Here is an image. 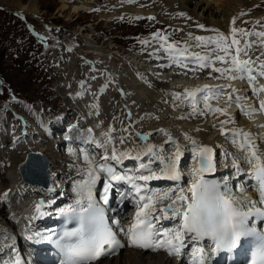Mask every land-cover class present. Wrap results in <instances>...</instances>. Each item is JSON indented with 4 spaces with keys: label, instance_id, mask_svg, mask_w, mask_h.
<instances>
[{
    "label": "rangeland",
    "instance_id": "obj_1",
    "mask_svg": "<svg viewBox=\"0 0 264 264\" xmlns=\"http://www.w3.org/2000/svg\"><path fill=\"white\" fill-rule=\"evenodd\" d=\"M30 1L31 0H17L16 2H20L24 5H30ZM173 1L175 0H98L95 5L97 6L96 10L90 13L85 10L74 12V6L72 4H69L67 8L63 9V0H37V12L22 10L17 7V5L0 3L1 131H7L8 128H19L17 133L22 131L21 125L23 123V118L41 123L52 119H58V117L64 113L63 110L65 108L66 110L69 109L73 112L71 118H75L74 114H77L78 118L76 119L78 122L80 124H85V118L80 116V112L74 109L75 107L72 109L67 108L66 103L69 107H72V104L69 105V102L66 100L67 97L62 94L60 88L63 86V75L71 78L72 82L74 81L73 83L75 88L77 81L73 79L74 76H82L80 82L81 84L87 83L88 81L90 83L95 81L94 76L97 74L95 75L93 73L96 71H90V69H93L95 64H97V73H104L109 76L108 80L110 82V86L108 91L111 92L108 98V106L112 109L113 107L119 105L118 112L114 113H119V117L122 115L124 116V112H121L120 108V102L122 103V101H124V97L121 93H119L120 90L118 89H120V85L112 81L113 76L125 79L126 82L122 79H120V81L123 83L122 85L125 84L123 87L128 90H132L130 86H132L133 83L148 88L150 90V94L152 93L150 95V99L154 102V105L158 106L156 110L161 108V105L163 106V101H165L164 103H171V100L177 102L182 97V102H185L187 108H189L186 109V112L191 111V109H196L197 105L200 107L201 104H199V102L201 101L203 104L206 102L210 103L212 109H215L222 104L219 108L225 111L224 108L228 107L229 102H223L222 99L224 97V92H226L225 90L228 89L227 87L233 85L229 82L233 77V71L232 69L229 70L225 64H223L225 67L222 64L219 65V59L223 57L221 56L222 54L225 52L230 53L227 55L235 57V61L240 60L241 64L250 60L251 65L254 67L253 68L251 66V69L261 70V77L264 76V36H261V38H257L255 36L257 31L264 33V0H259V2L254 3L248 8H243L241 11L240 15L243 19L239 23L236 31L238 33L236 37L240 43L239 41L233 39V36L224 37V35L221 36V34H213V32H211L213 30H208L206 25L200 22H193L192 19L190 20L191 15L189 16L188 13L179 11L176 6H174L175 2ZM120 3H138L142 7H151L158 14V16H160L157 17L155 15H151L152 17H150V19H136L134 21L119 19L123 17H114L116 19L111 18V16L120 15L115 13V10L119 7ZM245 15L249 16L245 18ZM153 22H155V25ZM135 33H137L138 37H142V35L145 36L141 39L139 47H136V49L131 48L130 50L131 52H135L137 50L138 53L130 54V51H128L129 48L125 47V40L123 37L128 34L131 35ZM186 34L187 36H185ZM193 36H196L198 40L193 41L191 39ZM57 40L59 42L55 47L52 48L45 46L43 54H41V47L39 46L42 42H55ZM184 40L189 41V44L193 45L192 50H196V52L193 51L191 53H185L186 49L179 47L178 49L182 50L183 53L181 57L178 55L179 57H176L174 60H177L180 63L182 61L188 63L187 67L181 65L180 63H170L172 59L170 62H167V65H169V68H172V72L175 71L180 73V76H177L176 79L177 83L184 88H189L187 89L186 97L184 94H175L173 99L166 100V91H164V93H160L154 84L144 85L143 83L137 81V77H134V71L137 70H133V68L128 67L126 65L127 62L124 60L128 59L131 62H134L135 64L127 63L131 67L132 65L144 64L145 60L139 52H142L144 49H148L149 45H152V49L162 48L169 42L178 43L181 41L184 43ZM196 43L197 45L204 43L205 47L199 46V49H197L198 46ZM238 43L243 44L244 48L246 47L248 49H245L246 51H243L242 49L238 50V46H241ZM167 46L171 47V45ZM256 46H260V48H257L258 52H255ZM227 48L229 49L226 50ZM261 48H263V50H261ZM199 50L201 51L199 52ZM203 55L207 56V58H213L215 61H212L210 66H205L206 63L199 61V58L201 60ZM140 59H143L144 62ZM95 61H97V63ZM205 61H207V59H205ZM161 64H163V62ZM212 64H216V66H213ZM150 67L154 68L152 61ZM167 70L168 69L165 71L161 69L159 70V68L156 67L153 69V72H162L159 73V75L164 76L168 75ZM205 72L208 73L207 76L204 75ZM90 76L93 77V80H89ZM136 76H138V74H136ZM200 83L204 85L203 88L202 84L200 87L198 86ZM160 84L161 86H166L167 83L163 82ZM158 85L159 84H157V86ZM94 86L95 85L92 84V87L96 90L97 87ZM158 88L160 87L158 86ZM207 89H210V91L212 90L210 96L206 93L209 92ZM108 91H105L102 94H106ZM78 92L79 90L71 91L72 95H68L70 103L75 102L73 101V98ZM91 92H93V90H91ZM114 92L117 93L115 94ZM212 92L214 94H212ZM220 97L221 101L219 100ZM97 105L98 104L96 103H92L94 108ZM202 109L203 108H200V111ZM176 111L177 110L172 109V112ZM204 111L206 110H203V114L201 116L205 118V122H207L208 126L213 127L215 123H212V118H210L211 120H207L208 118L206 119V117L210 114H205L206 117H204ZM243 111L244 110L242 109L233 112L232 114L238 116V118L242 120L249 119L246 117L248 114ZM18 112H20V114ZM177 112L180 113L179 111ZM154 115L157 114L155 113ZM159 115L161 114H158V118L154 117L152 120L155 121L154 123L162 125L163 122H159V120H161L163 116L161 115V118ZM119 117H115L114 120H117ZM180 117H182L181 119L183 120H187L183 115H180ZM124 118L128 121V117L126 118L125 116ZM124 118L121 117L118 119L120 122H117H119V124H127L124 123ZM27 125L29 128L30 124L26 123L25 126L27 127ZM26 127H24L25 130L28 129ZM123 131H125V128ZM20 134H22V132H20ZM44 135L46 136V134ZM26 136L30 137L29 133ZM188 137L190 140L196 138L190 133ZM190 137H193V139ZM74 138L78 139L77 137ZM134 138L138 139L133 135L131 138L132 141L135 140ZM31 139H33V137ZM260 140L262 141L263 139ZM132 141L130 142L132 143ZM143 143H146V141H143ZM77 148L79 149V145H77Z\"/></svg>",
    "mask_w": 264,
    "mask_h": 264
},
{
    "label": "bare ground",
    "instance_id": "obj_2",
    "mask_svg": "<svg viewBox=\"0 0 264 264\" xmlns=\"http://www.w3.org/2000/svg\"><path fill=\"white\" fill-rule=\"evenodd\" d=\"M16 1L17 0H0V3L7 5H17V7H19L20 9L29 12L31 11L37 12L38 10L36 5L37 0H31L30 5H24ZM97 1L98 0H63L62 8L65 9L69 4H72L74 6V12H79L80 10H88L94 7ZM173 2H175L174 6H176V8L179 11L186 12L189 14V16L191 15L190 16L191 18L189 17L190 20L192 19L193 22L195 21V23L200 22L206 25L208 30H213L211 31L213 32V34L214 33L221 34V36L224 35V37L233 36L234 37L233 39L239 41L238 38L236 37V35L238 34L236 31L239 23L243 19V17H241L240 15L241 11L243 10V8H248L252 6L254 3L259 2V0H175ZM115 13L125 14L128 16L129 15H138V16L155 15L157 17L160 16V15L158 16V14L151 7H142L138 3H120L119 7H117V9L115 10ZM249 15H245L246 18ZM255 36L257 38L258 37L261 38V36H264V33L263 32L260 33V31H257V34H255ZM239 45L241 46H238L237 48L238 50L242 49L244 51L245 49H248L246 47L244 48L243 44H239ZM228 49L229 48H227L226 50ZM182 53L183 51L178 49L177 57H179L178 55H180L181 57ZM227 54L230 53L225 52L224 54L221 55L223 57L219 59L220 60L219 65L225 64L229 70L232 69L233 72L232 71L231 72L233 73V77L229 82L232 83L233 85L235 84L236 85L227 87L228 89L225 90L226 92H224V97L222 100L223 102L226 103L229 102L228 107H226L227 109L223 107L225 111L219 108L222 104L219 107L212 109L211 104L207 103L203 99L206 103L203 104L201 101L199 102V104H201L200 107L198 105L196 107L195 105L196 109L193 108L194 110L191 109V111L186 112V109L189 108H187L185 102H182V97L181 99L179 98L180 100L177 102L171 100V105L169 106L167 105L168 102L164 103L165 101H163L162 104L164 108L162 110L161 108H159L160 109L159 111V109L156 110L158 106L154 105V102L150 99V95L152 93L150 94V90L148 88L139 86L138 83H137L138 85H136V83H133L131 81L133 85L130 86L132 90L129 89L130 90L129 91L127 88L123 87L122 85L123 83H121L120 81V79L124 81L125 79L116 76L115 77L113 76L112 78V81L120 85L119 93H121V95L124 97V101H122V103L120 102V104H122V107H120L122 108L121 112H124V116L122 115L121 117L122 118H124L125 116L126 118L128 117V121L126 123L130 124L133 128H135L134 132H136L139 137L138 139L134 138L135 140H137L138 142L137 144H140L143 141H147V137L151 138L150 133H153V135L155 136L154 143L156 144L157 148L162 152L167 151L168 154L170 155V159H168V161L173 162V164L171 165V169L173 170L174 174L176 172L177 173L175 174L174 177L175 179L172 181V183L169 186L163 188L162 190L166 193H170V196L167 200L173 203V205L175 206L181 205L182 202L186 200V195L188 194L187 184L190 182L191 179H193L190 172H192V174L196 173V171L193 168L195 164L194 163L195 161L192 159L193 152L196 153L198 149L206 142L209 143L213 142L216 146L221 147L222 149L224 156H222L221 159L220 157L218 158L217 177L218 180L221 181L223 187L225 188V191L232 192L231 195L234 197V202L237 205L248 204V202L252 200V197L255 195V193L258 194L259 190L262 187L264 188V177L263 180H261V179H256L250 175V171L252 169L257 168L259 165H264V145L260 140V139H264V76L261 77L262 76L260 73L261 70L259 71L257 69H251L252 65L250 60L245 61L243 65L241 64L240 60L235 61V57H232ZM190 57L187 58L192 59ZM208 58L207 56L203 55L201 60L199 58V61L206 63L205 66H210V63L212 61H215V59L213 58L211 59L210 57ZM205 59H207V61H205ZM212 65L216 66V64H212ZM96 67L97 64L94 65V68ZM62 77H63L62 78L63 86L60 88V91L62 92L63 95H65V97H67L66 100L67 102H69V105L72 104V107L70 108L72 109L73 107H75L74 109L80 112L79 113L81 114L80 116L85 118L84 127L90 128L92 138L101 135L103 137L102 139L103 145H105V143H107V140L109 139L108 130L112 127L114 128V125H119L120 121L118 119L121 118L118 115L119 113L115 114L114 116V118L117 116L119 117L117 120H114V118H110V116H113L114 113H117L119 110L118 108L119 105L113 107L112 109L110 106H108V98L111 91H108L106 94H102V93H97L95 88L92 87V85L91 86L89 85L87 87L85 86L82 90H79V92L76 93L75 97L73 98V101L75 102L70 103L68 99V95L69 94L72 95L71 91H77V90L73 83L74 81L72 82L71 78H68L64 75ZM201 84L202 83H200V85L198 86L200 87ZM203 87L204 85L202 86V88ZM91 90H93V92H91ZM207 91L209 92L206 93L210 96L211 95L210 89L209 90L207 89ZM212 94L214 93L212 92ZM220 99L221 97L219 98V100ZM92 103H96L98 105L94 108L92 106ZM200 108L203 109L200 111ZM151 109L155 110V113L157 115L161 114L162 116L163 115L165 116V120H163L162 126H157V124L154 123L155 121L152 120L154 116L149 121L145 119V115H144L145 111L149 110L150 112H152ZM172 109L177 110L180 113H178L177 111L172 112ZM204 109L206 110L204 111V115L210 114L208 117H206V115L204 117H206V119L208 118L207 120H211L210 118H212L211 120L212 123H215L213 127L208 126L207 122H205V118L201 116L203 114ZM242 109L244 110L243 112H246L248 114L246 117L249 119L242 120L238 118V116L232 114L233 112ZM180 115L185 116L187 120L181 119L182 117H180ZM103 117H105L106 120ZM124 120L126 121L125 118ZM166 121L167 123H164ZM120 124L121 126H123V128H125L126 131V133L125 131H122V133L127 134V136L130 137L129 138L130 140L131 128L124 126L127 124H123V123ZM164 127H165V131H163ZM26 128H28V125ZM259 128H260V132L258 131ZM229 130L232 131V133ZM87 132L89 133V131ZM236 132L239 135H243V136L237 138L234 135V133ZM40 133L36 132L34 136H32L33 139H31L32 137L30 138L26 136V139L20 138L12 146L5 145L1 147L2 149L0 148V199L1 200L3 193L6 190L12 189V187L18 185L17 190L20 189L26 190V194H25L27 196L26 206L27 207L33 206L34 205L33 202L35 201L36 198L46 195L47 192H52L56 189L57 187L56 179L60 176L61 169L63 167L73 165V162L67 158L68 153L66 152L65 149L61 148L59 145L58 148H56L55 141L53 143L50 141L42 142V139L45 138V135L41 136ZM109 133H111V131H109ZM189 133L194 135L196 138L190 140L188 137ZM110 138L113 139V136L112 137L110 136ZM256 139L259 140L256 142L255 141ZM74 140L76 141V145H79L78 139L74 138ZM187 140L190 142H187ZM247 141H255L254 146L249 145ZM112 144L116 145L117 142L113 141ZM132 144L133 141L132 143L129 142L128 145L132 146ZM29 146L32 147L33 151H27V148L29 150ZM134 146L136 147V145ZM246 147L251 149L254 153L257 154L256 157L252 159L250 164L246 163V157L245 154L243 153ZM30 154H36L38 159H43V160H45L46 158L50 159L52 166L50 168V171L49 169L48 171L51 173L53 179L52 188L50 187L48 189H44L38 185H30L23 181L19 172V166L26 161V159L29 157ZM76 156L77 153L72 154V157H76ZM182 159H183V163L181 164L179 160ZM226 167H228V169L230 167L231 170H226ZM156 173L157 172L154 171L151 174L153 175ZM181 174H184V176L186 177L184 178L183 176H181ZM237 175L238 176L242 175L240 181L238 182L235 180V177ZM68 176L71 177V174H68ZM138 176L140 179H143L146 178L148 175H138ZM248 179H252V182L250 181L251 182L250 186L248 185L249 183L248 184L245 183ZM175 181H177L178 184H175L174 183ZM150 184L152 183H150V181L148 180L142 181L141 187H138L136 189L137 193L141 198H146V193L144 189ZM158 185L165 186L167 184H158ZM251 186L253 187L254 190L252 189ZM90 187L92 188V184L90 185ZM176 187L182 188L184 190L181 195L177 193ZM14 194H16V196H14L15 198H12V200H14V203L10 205L9 209H7L5 203H1L2 201H0V219L2 218L3 220H6L8 223H14L12 216L15 215L16 217L17 213L20 212L19 204H21V206L23 205V202H21L20 198L17 199L18 192H14ZM71 197L73 198V195ZM170 198L171 200H169ZM131 208L134 207L130 206L129 209ZM10 212H12V215L9 214ZM23 215H29V213L23 210V214L21 215L19 220L23 219L22 217ZM171 217L172 216H170V218ZM1 225H0V231H1L0 246L4 244L7 240L6 238L7 234H3ZM45 234H47V232H45L44 230H39L35 232L31 230H25L26 236H31L34 238L36 237V235L39 236L37 240H43ZM169 256L170 254L168 251L163 252L162 250H158L156 252L154 251L145 252L142 250L127 249L121 252L118 256H115L113 258H102L94 264H174L173 259L169 258ZM0 258L4 260L3 257ZM202 259L208 261V258H206L205 254H203ZM191 261L192 260H190V262ZM181 264H183V262H181Z\"/></svg>",
    "mask_w": 264,
    "mask_h": 264
},
{
    "label": "water",
    "instance_id": "obj_3",
    "mask_svg": "<svg viewBox=\"0 0 264 264\" xmlns=\"http://www.w3.org/2000/svg\"><path fill=\"white\" fill-rule=\"evenodd\" d=\"M46 160L38 159L36 154H30L26 163L22 164L20 169L25 179L32 184H41L48 187V165Z\"/></svg>",
    "mask_w": 264,
    "mask_h": 264
}]
</instances>
